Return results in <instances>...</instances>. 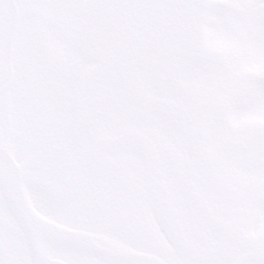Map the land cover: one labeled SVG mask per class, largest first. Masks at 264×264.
Here are the masks:
<instances>
[{
	"label": "snow or ice",
	"instance_id": "obj_1",
	"mask_svg": "<svg viewBox=\"0 0 264 264\" xmlns=\"http://www.w3.org/2000/svg\"><path fill=\"white\" fill-rule=\"evenodd\" d=\"M0 264H264V0H0Z\"/></svg>",
	"mask_w": 264,
	"mask_h": 264
}]
</instances>
